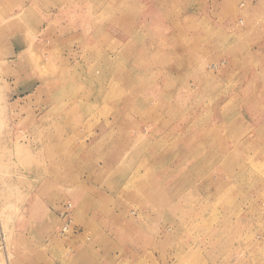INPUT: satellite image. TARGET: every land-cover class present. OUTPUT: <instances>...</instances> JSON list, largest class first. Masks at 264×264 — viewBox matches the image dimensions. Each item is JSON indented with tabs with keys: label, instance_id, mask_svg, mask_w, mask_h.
I'll list each match as a JSON object with an SVG mask.
<instances>
[{
	"label": "rangeland",
	"instance_id": "rangeland-1",
	"mask_svg": "<svg viewBox=\"0 0 264 264\" xmlns=\"http://www.w3.org/2000/svg\"><path fill=\"white\" fill-rule=\"evenodd\" d=\"M0 21V264H264V0Z\"/></svg>",
	"mask_w": 264,
	"mask_h": 264
},
{
	"label": "bare ground",
	"instance_id": "bare-ground-1",
	"mask_svg": "<svg viewBox=\"0 0 264 264\" xmlns=\"http://www.w3.org/2000/svg\"><path fill=\"white\" fill-rule=\"evenodd\" d=\"M22 3V2H21ZM21 7V6H20ZM21 12V11H20ZM23 13V12H22ZM1 22V21H0ZM9 26V25H8ZM21 38V37H20ZM19 41V40H18ZM61 79H62V77H61ZM52 86H56L53 82L52 83H50ZM45 91V90H44ZM167 94L165 93L164 94V96H166ZM170 96L171 95H169L168 97H166V98H168L169 100H170ZM171 100L169 101V106L168 107H171ZM197 163V162H196ZM194 165H196V164H194Z\"/></svg>",
	"mask_w": 264,
	"mask_h": 264
},
{
	"label": "built area",
	"instance_id": "built-area-1",
	"mask_svg": "<svg viewBox=\"0 0 264 264\" xmlns=\"http://www.w3.org/2000/svg\"><path fill=\"white\" fill-rule=\"evenodd\" d=\"M64 229L67 230V227L66 228L64 227Z\"/></svg>",
	"mask_w": 264,
	"mask_h": 264
}]
</instances>
